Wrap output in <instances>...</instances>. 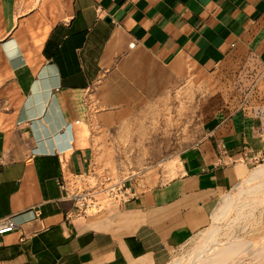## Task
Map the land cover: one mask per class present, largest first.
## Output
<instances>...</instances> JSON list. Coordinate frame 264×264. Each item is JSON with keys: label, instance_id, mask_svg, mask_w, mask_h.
Listing matches in <instances>:
<instances>
[{"label": "crops", "instance_id": "crops-1", "mask_svg": "<svg viewBox=\"0 0 264 264\" xmlns=\"http://www.w3.org/2000/svg\"><path fill=\"white\" fill-rule=\"evenodd\" d=\"M260 165L264 0H0V264H169Z\"/></svg>", "mask_w": 264, "mask_h": 264}, {"label": "rangeland", "instance_id": "rangeland-1", "mask_svg": "<svg viewBox=\"0 0 264 264\" xmlns=\"http://www.w3.org/2000/svg\"><path fill=\"white\" fill-rule=\"evenodd\" d=\"M138 160H140V162ZM145 160L146 159H105V166L98 170L96 178L95 176L88 178V184L85 185V187L97 192V195L94 194L95 200H98L99 203L102 201L104 206L108 205L111 201H114L111 199L113 196H111L110 192L114 184L120 186L123 180L129 181L131 179L130 177L136 176V172L152 164V162L147 165L143 164ZM161 160L164 159L158 158L155 159V162H161ZM235 191L236 187L223 195V199H221L218 207L223 204V200L226 196L233 195ZM113 192H115L114 196H118V191L114 190ZM256 193L263 194L262 189H258ZM218 207L216 209H218ZM263 212L264 207L260 209L252 206L245 207L240 213L233 212L218 225L217 231H215L213 235V237H216V243L214 245L217 243L224 244L231 235L235 236V238L250 240L254 243H259L261 240H264V227L260 226V219ZM213 225L214 221L212 220L211 225L207 229L197 233L188 243L178 249L171 256L169 264H172L178 259L189 258L193 254V251L204 242L205 233H207Z\"/></svg>", "mask_w": 264, "mask_h": 264}, {"label": "bare ground", "instance_id": "bare-ground-1", "mask_svg": "<svg viewBox=\"0 0 264 264\" xmlns=\"http://www.w3.org/2000/svg\"><path fill=\"white\" fill-rule=\"evenodd\" d=\"M262 189L263 194L256 191ZM247 206L264 207V165L254 169L237 185L232 195L224 198L223 204L214 212V225L204 235L200 244L189 258L178 259L172 264H264V240L254 243L250 240L230 236L224 244L216 243L213 237L217 227L233 212L240 213Z\"/></svg>", "mask_w": 264, "mask_h": 264}, {"label": "built area", "instance_id": "built-area-1", "mask_svg": "<svg viewBox=\"0 0 264 264\" xmlns=\"http://www.w3.org/2000/svg\"><path fill=\"white\" fill-rule=\"evenodd\" d=\"M94 194H96V191L85 190L82 188L73 191L72 198L75 200L77 214L87 213L95 207L96 203L93 201ZM18 229L19 225L13 217L0 219V236Z\"/></svg>", "mask_w": 264, "mask_h": 264}]
</instances>
